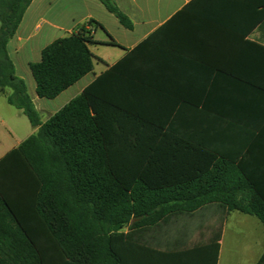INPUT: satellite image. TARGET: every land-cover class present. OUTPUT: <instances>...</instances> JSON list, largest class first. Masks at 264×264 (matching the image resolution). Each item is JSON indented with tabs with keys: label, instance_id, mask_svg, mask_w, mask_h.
I'll return each mask as SVG.
<instances>
[{
	"label": "trees",
	"instance_id": "obj_1",
	"mask_svg": "<svg viewBox=\"0 0 264 264\" xmlns=\"http://www.w3.org/2000/svg\"><path fill=\"white\" fill-rule=\"evenodd\" d=\"M99 1L133 30L115 0ZM32 2L0 0V95L38 128L0 159V264H218L221 233L162 252L134 232L208 205L264 227V141L230 139L245 116L237 100L180 89L150 41L42 122L8 50ZM99 28L87 20L30 63L39 98L53 100L93 73Z\"/></svg>",
	"mask_w": 264,
	"mask_h": 264
},
{
	"label": "crops",
	"instance_id": "obj_2",
	"mask_svg": "<svg viewBox=\"0 0 264 264\" xmlns=\"http://www.w3.org/2000/svg\"><path fill=\"white\" fill-rule=\"evenodd\" d=\"M115 2L132 21L133 30L123 28L99 0H33L29 6L8 50L17 75L27 83L42 122L81 94L129 51L150 41L148 48L156 51L162 62V74L177 77L175 83L180 89L222 91L237 100L245 116L238 123V129L229 133L230 139L264 141V0ZM89 19L103 27L93 31L94 43L90 50L92 46H110L117 51L108 56L93 52L100 59V73L84 81L92 73L86 75L53 100L39 98L36 83L33 85L27 80L30 63L40 61L46 46L73 34ZM110 41L119 47L108 45ZM37 130L22 110L10 105L7 96L0 95V159ZM253 218L256 217L208 205L193 213L167 216L156 225L135 230L134 238L154 250L179 252L206 245L221 233L218 262L221 264L228 252L231 258L235 255L232 249L226 248L229 224L251 225ZM3 230L0 227V234ZM260 240L246 246L238 264L258 263L264 253Z\"/></svg>",
	"mask_w": 264,
	"mask_h": 264
},
{
	"label": "rangeland",
	"instance_id": "obj_3",
	"mask_svg": "<svg viewBox=\"0 0 264 264\" xmlns=\"http://www.w3.org/2000/svg\"><path fill=\"white\" fill-rule=\"evenodd\" d=\"M51 39L45 41L46 43L50 42ZM92 53L94 52L95 54H102L104 56H108L110 52L117 51L116 48L107 46V47H91ZM101 64L99 61H95L94 65V71L88 78H86L87 81L91 79L94 74H98L101 71ZM28 81L31 82L33 85L35 84V81L31 75V72L28 71ZM85 83V82H83ZM254 219V223H251V225H238L235 222H232L229 224L227 230H226V248L228 250L232 249L234 252V257L231 258L229 252L224 256V259H222L221 264H238L239 262L241 263V260L243 258V251L245 250L246 246L250 244L253 240L256 241V243L261 239L260 241L262 242V246H264V228L262 224L256 219ZM253 227L254 229L250 231L248 227ZM231 251V250H230Z\"/></svg>",
	"mask_w": 264,
	"mask_h": 264
}]
</instances>
